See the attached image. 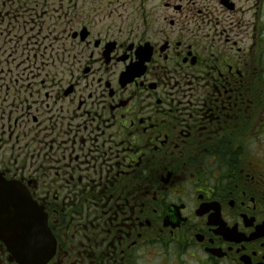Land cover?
<instances>
[{
	"label": "flooded vegetation",
	"instance_id": "1",
	"mask_svg": "<svg viewBox=\"0 0 264 264\" xmlns=\"http://www.w3.org/2000/svg\"><path fill=\"white\" fill-rule=\"evenodd\" d=\"M0 178L48 264H264V0H0Z\"/></svg>",
	"mask_w": 264,
	"mask_h": 264
},
{
	"label": "water",
	"instance_id": "2",
	"mask_svg": "<svg viewBox=\"0 0 264 264\" xmlns=\"http://www.w3.org/2000/svg\"><path fill=\"white\" fill-rule=\"evenodd\" d=\"M22 193L0 198V237L20 264H46L55 253V240L46 217Z\"/></svg>",
	"mask_w": 264,
	"mask_h": 264
},
{
	"label": "snow or ice",
	"instance_id": "3",
	"mask_svg": "<svg viewBox=\"0 0 264 264\" xmlns=\"http://www.w3.org/2000/svg\"><path fill=\"white\" fill-rule=\"evenodd\" d=\"M5 194V185L2 181V178H0V198H3Z\"/></svg>",
	"mask_w": 264,
	"mask_h": 264
}]
</instances>
